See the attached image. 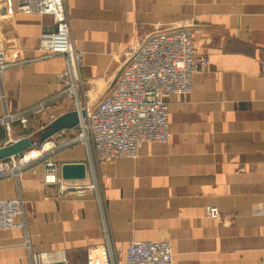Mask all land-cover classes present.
Listing matches in <instances>:
<instances>
[{"label":"crops","instance_id":"0c3cea01","mask_svg":"<svg viewBox=\"0 0 264 264\" xmlns=\"http://www.w3.org/2000/svg\"><path fill=\"white\" fill-rule=\"evenodd\" d=\"M74 47L84 53L80 98L97 105L122 73L124 51L138 39L188 22L195 50L211 65L187 96H166L170 141L147 143L137 159L102 163L74 142L78 130L44 144L39 133L73 109L67 100L12 133L0 123V148L26 137L46 151L18 179L0 180V200L21 198L26 230L0 231V264H33L49 253L87 264L86 251L105 242L123 258L133 242L173 243L175 264H264V0H65ZM18 0H0V120L20 114L63 90V57L38 51L55 30L49 15H25ZM59 169L87 165V178L66 181L83 195L60 196L46 185V161ZM62 178V177H61ZM217 207L221 220L206 214ZM26 237L30 248L25 245Z\"/></svg>","mask_w":264,"mask_h":264},{"label":"built area","instance_id":"2783aa9c","mask_svg":"<svg viewBox=\"0 0 264 264\" xmlns=\"http://www.w3.org/2000/svg\"><path fill=\"white\" fill-rule=\"evenodd\" d=\"M17 11L53 18L55 30L42 34L38 51L46 58L63 57L67 67L58 75L63 85L60 93L20 114H6L0 123L11 134L15 122L26 125L32 116H42L53 106L61 108L70 100L73 109L69 112L77 111L80 117L74 142L88 148L92 170L94 162L137 159L143 144L168 143L171 133L166 96H189L193 92L194 76L211 65L209 57L196 53L192 22L154 32L136 39L124 51V69L108 96L97 105H91L89 99L83 103L79 93L83 88L81 67L85 55L73 45L65 0H18ZM3 69L0 67V72ZM49 116L50 123L59 117L53 113ZM45 154L43 146L35 143L22 155L0 161V180L18 179ZM44 182L56 186L60 196L83 195L85 190H97L95 184L83 189L66 183L51 160L46 161ZM24 204L21 198L0 200V231L26 230ZM253 213L264 215V206L255 208ZM206 214L213 220L222 218L217 207H207ZM25 245L30 248L27 237ZM86 255L87 264H175L173 243L168 240L133 242L121 258L106 236L103 244L89 247ZM32 261L33 264H67V256L63 252L55 259L49 253H40L33 254Z\"/></svg>","mask_w":264,"mask_h":264},{"label":"water","instance_id":"95a60500","mask_svg":"<svg viewBox=\"0 0 264 264\" xmlns=\"http://www.w3.org/2000/svg\"><path fill=\"white\" fill-rule=\"evenodd\" d=\"M79 120L80 117L77 111L68 112L58 117L39 133L41 144L63 131L75 129L79 124ZM35 143L34 138L26 137L7 144L0 148V161L22 155ZM87 174L88 168L84 163H70L61 166V177L65 181H82L87 178Z\"/></svg>","mask_w":264,"mask_h":264}]
</instances>
